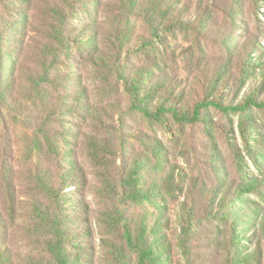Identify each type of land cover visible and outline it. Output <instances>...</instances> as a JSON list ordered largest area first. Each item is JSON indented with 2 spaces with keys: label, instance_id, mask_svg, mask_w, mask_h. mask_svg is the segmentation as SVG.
Segmentation results:
<instances>
[{
  "label": "rangeland",
  "instance_id": "1",
  "mask_svg": "<svg viewBox=\"0 0 264 264\" xmlns=\"http://www.w3.org/2000/svg\"><path fill=\"white\" fill-rule=\"evenodd\" d=\"M22 1L0 0V15L23 16L3 45L17 59L0 88V253L12 264L50 257L35 220L48 206L64 216L69 264H139L150 245L149 264H243L238 250L264 264L247 216L264 213V109L205 106L195 118L218 90L224 101L249 92L264 0H73L49 81L59 0ZM134 72L151 85L146 103L189 115L142 111L126 84ZM255 177L259 194L218 208L217 191Z\"/></svg>",
  "mask_w": 264,
  "mask_h": 264
},
{
  "label": "trees",
  "instance_id": "2",
  "mask_svg": "<svg viewBox=\"0 0 264 264\" xmlns=\"http://www.w3.org/2000/svg\"><path fill=\"white\" fill-rule=\"evenodd\" d=\"M1 1L4 2L8 0H1ZM11 1L14 3L16 1L23 2L22 0H11ZM71 1L73 0H59V2L54 3V4H58V7L54 9L55 11L54 14L56 16L55 19L56 26L54 28L55 33L53 34V39L57 44L55 43L48 44L49 47L51 48L49 52L54 60L51 62L50 68L46 70L47 81L52 79V74L50 73H52L53 69L57 67L58 65L57 59L61 53L62 48L64 47L65 37L63 33L64 27L62 25L67 19V16L64 15L66 13H71L69 10H67L66 12H64V10L66 9V4L67 5L71 4ZM68 7L70 8L69 5ZM19 20H23V16ZM19 20L11 21L3 14L0 15V73L2 74L0 88H3L2 91L6 90L5 93L10 88L9 87L10 81L7 84L2 82L4 81V77H5L4 71L13 70L17 59V55L14 52L9 53L8 50H5L3 48V45L7 41L9 35H15L14 32L17 31L19 32V27H18ZM80 41H83V37L80 38ZM15 42L17 43L16 39ZM247 65H249V67L251 68L255 66L256 67H255V71H252V78L251 81H249L250 83L249 92L247 94L244 93L242 101H235V100L224 101L222 94H220L219 90L217 89L218 90L217 92L219 93V97L217 98L215 97V95H213L212 99L200 103L195 109V118H199L200 110L205 106H214L226 112H237L240 114H245L247 111L251 110L252 108L264 109V82L260 83V85L257 84L258 75L261 78H264V71H262L261 69L257 71L256 69V68H262V66L264 65V60L261 57H259L256 62L249 61ZM250 65H255V66H250ZM134 74L136 73L134 72L131 74V76L128 78L130 79V81L129 82L126 81V84L131 89V92L134 94V96L135 97L137 96V104L141 106L140 108L142 109V111L148 114H152L156 117H160L164 111L171 109L176 114L180 113L183 116H187L188 113L179 112V106L177 105L174 107V106L166 105L165 103L159 105H155L153 102L146 103V99L143 96V94L149 92L151 85H148L150 87L146 88L145 86H143L142 80L140 82L137 79L136 75L132 76ZM139 95H141V97H138ZM3 102L7 104L5 98H3ZM151 104L153 105V108L151 107L152 106ZM41 180H42V184L44 185L46 184V182L48 183V185L53 183V186H51L50 189L46 188V191H50L49 194L54 198V200L58 202V193H57L58 191L56 192L54 190L55 183L52 181V179H50L49 174L47 173L46 176L45 174H43ZM262 186H263L262 183L255 177L244 183L236 184L235 186H233L231 190L222 189L220 191H217L219 192L217 195L219 197L216 198L217 205H219L218 208L226 207L227 209H229V205L226 202H229L228 198L233 195H235L236 198H240V196H244V194H250V193L259 194L261 192ZM245 204L247 203L245 202ZM37 208H38L37 209L38 211H36L37 219L35 220L38 222V224L40 221V226H41L40 228L43 229L42 237L44 240L45 247L51 251L50 257L44 256L42 258L41 264H69L68 262L69 255L67 254L68 253L67 247L64 244V241L66 240L65 237L66 229H64L62 225V221H63L62 219H64V216L62 215L59 209L51 210L48 206L46 208L44 206V209L42 208L40 209V207ZM236 210L241 211L242 214L246 213V209L243 208ZM228 213L231 214L230 211ZM248 213L249 214L247 216H249L253 220V222H255L256 226L258 225L260 226V230H262L264 235V213L260 214L259 209H253ZM248 222L249 225L246 227V229L253 227L252 221H248ZM66 236L68 237V235ZM257 252L258 251H256L255 253L253 252L252 254L249 251L238 250L235 253V257H237L236 259L241 260L243 264H250V261L253 259L254 256H256ZM156 254H158V252L154 250L152 245H150L149 249L142 250L140 252L138 256V263L149 264L148 261L149 258L153 260H158V256ZM0 257H1L0 264H12V261L8 254L0 253Z\"/></svg>",
  "mask_w": 264,
  "mask_h": 264
}]
</instances>
